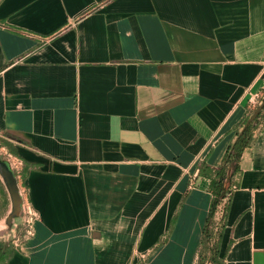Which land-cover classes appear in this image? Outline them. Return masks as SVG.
Listing matches in <instances>:
<instances>
[{
  "label": "crops",
  "instance_id": "1",
  "mask_svg": "<svg viewBox=\"0 0 264 264\" xmlns=\"http://www.w3.org/2000/svg\"><path fill=\"white\" fill-rule=\"evenodd\" d=\"M257 95L264 0H0V152L26 191L7 264H198L200 166ZM241 170L220 256L264 264V126Z\"/></svg>",
  "mask_w": 264,
  "mask_h": 264
},
{
  "label": "trees",
  "instance_id": "2",
  "mask_svg": "<svg viewBox=\"0 0 264 264\" xmlns=\"http://www.w3.org/2000/svg\"><path fill=\"white\" fill-rule=\"evenodd\" d=\"M256 108L248 111L241 122L235 140L229 146L221 166L212 168L205 163L200 166L201 175L211 181L209 191L212 195V201L198 248V264H225L224 258L220 256L221 243L232 197L234 191L239 187V179L242 173L241 160L244 153L253 148L257 135L264 126V107L257 119L247 125ZM0 197L3 200V204L0 206L1 218L9 204L7 191L1 181ZM14 254V243L12 240H6L4 234L0 233V264H7Z\"/></svg>",
  "mask_w": 264,
  "mask_h": 264
},
{
  "label": "water",
  "instance_id": "3",
  "mask_svg": "<svg viewBox=\"0 0 264 264\" xmlns=\"http://www.w3.org/2000/svg\"><path fill=\"white\" fill-rule=\"evenodd\" d=\"M264 107V101L262 104L259 105V107L256 108L255 112L251 116L250 120L248 121L247 125L252 123L254 120L257 119L261 111L263 110ZM1 170L2 174L5 178V181L8 185L9 192L11 194V197L15 203H20L19 199V194H18V182L17 179L15 178L13 172L10 170V167L8 163H1Z\"/></svg>",
  "mask_w": 264,
  "mask_h": 264
},
{
  "label": "built area",
  "instance_id": "4",
  "mask_svg": "<svg viewBox=\"0 0 264 264\" xmlns=\"http://www.w3.org/2000/svg\"><path fill=\"white\" fill-rule=\"evenodd\" d=\"M261 102L262 101H260V97L257 95L255 104H261ZM253 103H254V101H253ZM18 194H19V196L22 197V199H24V196L26 194V191L21 186H19V184H18ZM24 201L22 202L23 203V220H24V226L27 229L26 230L27 231L26 236L30 237L33 233V226H34L35 221L38 219V215L31 208V206L27 203V201H25V202Z\"/></svg>",
  "mask_w": 264,
  "mask_h": 264
},
{
  "label": "rangeland",
  "instance_id": "5",
  "mask_svg": "<svg viewBox=\"0 0 264 264\" xmlns=\"http://www.w3.org/2000/svg\"><path fill=\"white\" fill-rule=\"evenodd\" d=\"M1 163H8L9 166H12L11 161H10V158L7 156V154H4V152H0V181L3 183V185L5 187V190L7 191L8 200H9V203H10L11 194L9 192L8 185H7L6 181H5V178H4L3 174H2ZM2 204H3V200L0 197V206ZM4 213H6V211ZM4 213H3L2 216H4Z\"/></svg>",
  "mask_w": 264,
  "mask_h": 264
}]
</instances>
